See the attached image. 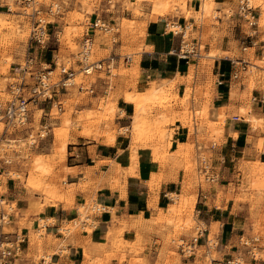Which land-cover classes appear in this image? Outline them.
<instances>
[{
	"label": "rangeland",
	"instance_id": "rangeland-1",
	"mask_svg": "<svg viewBox=\"0 0 264 264\" xmlns=\"http://www.w3.org/2000/svg\"><path fill=\"white\" fill-rule=\"evenodd\" d=\"M6 1L0 0V97L7 96L11 67L14 63L24 62L31 32V22L24 14V8L11 2L13 11H9ZM40 2L44 15L49 20L52 43L50 48L38 55V59L41 67L54 69L51 74H59L58 78L62 77L60 69L56 70L59 65L69 63L67 65L70 68H81L77 56L80 43L85 32L92 30L90 23L96 17H101L112 31H97L95 35L92 59H100L104 63L102 68L95 69V74L91 77L94 84L93 92H83V89L78 88L79 84H72L66 93L65 87H62L52 99L31 104L30 119L26 126L7 132L3 123H0V169L4 171L0 173V181H6L11 176L21 179L29 188L31 197L39 193L45 198L43 204L38 202L40 207L47 203H55V199L63 197L61 195L65 193L67 187L61 183V174L66 169L67 146L74 139L73 134L103 136L106 141H111V137L115 139L120 133L127 131L129 133L130 129L119 127L115 120L118 115H124L119 107L120 103H132L135 106L131 129L134 158L137 156L135 141L150 136L157 137V125L179 118L190 128V140L185 147L183 160L185 176L181 193L171 194L172 201L166 214H161L158 219L165 218L167 225L173 228L165 238L167 251L173 259L170 260L171 264L181 262V252L185 256L193 254L188 248L195 238H198L194 241L196 264H201L202 256L203 264H211L212 258L217 257L218 253L213 250L210 254L208 249L214 248L216 241L212 232L218 225L215 223L212 226L208 246L199 245V237L206 224L199 218L196 205L199 188L209 189L214 184L221 186V183L218 173H211L212 164L205 162L206 153L197 150L196 141L198 139L201 144H207L210 140L217 143L221 141L222 128L218 123L209 120L208 111L209 106L213 105L215 83L222 84L226 77L229 80L240 81L246 76L244 81L250 83V89L259 83L264 86V56L260 58L255 55L257 47H248L251 43L254 44L252 37L256 35L255 27L264 28V0H248L252 14L255 15V24L250 23L249 12L241 11V6L246 0H238L235 5H227L223 11L217 9L218 3L215 0H198V5L189 9L187 0H40ZM206 4L207 9L204 6ZM102 6L107 7L113 15L118 9H121L122 13L114 15L111 21L102 14L92 18L93 10L102 9ZM50 7L55 11L54 14L47 12ZM257 7L262 9V16L258 22ZM163 12L171 13L168 22H178L181 26L174 27L179 31L176 35L179 38L178 48L186 43L185 49L197 51L200 44L199 51L202 56L195 57L191 53L185 59L190 62V68L188 75L182 77L186 82L182 96L176 90L178 80L163 81L159 84L157 80L147 83L140 78L135 54L140 50L146 23L157 19L158 14ZM217 16L223 18V26L232 21L238 23L240 27V30L232 33L230 47L224 48L217 44L226 34L225 30L215 27V24L220 25ZM183 31L185 35H182ZM126 55H131L132 62L125 61ZM225 55L232 57L230 61L232 67L230 72L220 71L219 78L223 81L220 83L213 75L214 70L218 71V68L215 69L214 58ZM107 65L110 66L109 69ZM235 73H238V77H235ZM83 74L82 71L77 73V82L82 80ZM240 84L241 82H238L234 89L239 91ZM251 99L250 94L249 100ZM59 102H62V110H58ZM165 105L170 107L168 113L161 110L157 114V106L162 108ZM247 109L241 108V113L251 119L252 131L264 130L263 118L258 117L256 113L249 116ZM219 116L222 117L223 113L220 112ZM60 130L67 133V141L66 139L64 141L65 137L59 139L57 131ZM160 130L162 135L166 132ZM60 141L67 143L65 151L60 146ZM262 146L263 142L260 140L259 147ZM240 170L242 176L237 187L232 183L231 188L221 186L220 189H236L234 194H229L233 195L235 205L237 206V203L248 205L245 220L236 225L239 227L237 231L241 233L236 236L241 244V251L232 259H225L221 264H228L231 260L239 264H255L254 260H264V164L259 159L255 162L245 161ZM3 192V186L0 184V195ZM223 194L222 190L219 191L217 203H220ZM2 207L10 216L16 208V203L3 199ZM79 212L81 219H84L89 213L92 214L93 210L90 204H86L79 207ZM9 225L4 228L7 232L12 231ZM80 226L79 222L76 224L74 221H66L62 226V232L65 234L78 232ZM121 246L120 240L117 242V251L113 254L122 252L118 256L122 264L127 255ZM39 255L42 256L43 253ZM129 258L136 264L141 260L147 263L144 255H131Z\"/></svg>",
	"mask_w": 264,
	"mask_h": 264
},
{
	"label": "crops",
	"instance_id": "crops-1",
	"mask_svg": "<svg viewBox=\"0 0 264 264\" xmlns=\"http://www.w3.org/2000/svg\"><path fill=\"white\" fill-rule=\"evenodd\" d=\"M215 1L219 11L238 3V0ZM195 5H198V0H187V9ZM256 11L258 22L262 16L261 7H257ZM121 13L122 10L118 9L114 15ZM101 14L109 21L114 17L107 7L102 6V9L93 10L92 18ZM170 14L163 12L158 14L157 19L146 23L140 50L135 55L141 81L157 80L160 84L178 80L176 90L182 96L186 88L182 77L188 75L190 62L172 53L178 46L179 38L166 28ZM216 18L220 25L215 24V27L226 31L217 44L230 47V37L240 27L232 21L223 26V18ZM255 29L256 35L252 37L254 44L248 47H257L255 55L261 58L264 56V28L257 26ZM231 58L227 55L214 58L215 69L218 68L213 72L215 80L219 78L220 71L230 72ZM245 78L236 81L226 77L222 84L215 83L213 105L208 111L209 120L222 128L221 141L210 140L207 144H201L198 139L196 141L197 150L206 153L205 162L213 166L211 173H218L221 186L227 188H231L232 183L236 187L240 184V168L245 161L259 159L264 164V130L252 131L251 119L241 113V108H248L249 116L256 113L264 122V86L259 83L250 89V83L244 81ZM238 82H241L239 91L234 89ZM119 107L124 115H118L115 121L119 127L130 129L129 133L116 135L112 142L106 141L103 136L73 134L74 139L67 146L66 169L61 174V183L67 187L61 195L63 197L55 199V203L40 207L38 202L43 204L45 198L39 193L31 197L29 188L21 179L11 176L6 181H0L4 189L1 198L16 203L9 216L12 231L8 237L19 245V251L11 258L10 264H121L118 256L122 252L113 254L120 240L122 251L127 255L122 264H136L130 260L131 255L147 258V263L141 260L139 264H171L173 259L167 251L165 238L173 228L167 225L165 218L159 220L158 217L166 214L172 201L171 194L181 193L185 176L183 160L190 140V128L176 118L157 125V137L135 141L136 168L133 167L131 132L135 106L124 102ZM169 109V105L157 106V114L161 110L168 113ZM160 129L166 132L162 135ZM260 140L263 142L261 148ZM219 185L214 184L209 189L199 188L196 205L199 218L206 224L199 237V245L208 246L212 226L215 223L218 225L212 232L216 241L214 248L208 249L210 254L213 250L218 253L211 264H221L240 253L241 244L236 236L241 233L236 225L243 223L248 214L247 204L237 203L236 206L233 195L229 196L236 189H220ZM221 190L224 194L217 203ZM86 204H90L93 213L81 219L79 207ZM66 221L79 222L80 230L63 233L62 226ZM21 237L22 241L18 243ZM41 252L42 256L39 255ZM192 252L195 255L185 256L181 252L179 264H196L197 254L195 250ZM202 257L201 264L204 261ZM254 263L264 264V260H254Z\"/></svg>",
	"mask_w": 264,
	"mask_h": 264
},
{
	"label": "built area",
	"instance_id": "built-area-1",
	"mask_svg": "<svg viewBox=\"0 0 264 264\" xmlns=\"http://www.w3.org/2000/svg\"><path fill=\"white\" fill-rule=\"evenodd\" d=\"M11 2L20 4L24 8V14L27 15L29 21L31 22V32L28 43V50L25 55L24 62L14 63L11 67L10 79L8 84L9 96L8 100L4 101L0 98V123H3L6 131L9 129H17L24 127L29 123L31 104L40 103L42 100L52 99L59 89L65 87L63 83V78L71 77L74 73L72 68H62V77L56 83L50 84L51 73L54 69L48 67H41V62L38 59V55L50 48L52 39L49 30V20L44 15L43 6L40 0H7L6 5L9 11H13L11 7ZM252 7L248 5V0L241 6V11L249 12L251 15V24H255V15L252 14ZM47 12L54 14L52 7L47 9ZM180 26L178 22H166V28L172 35L176 36L179 31L174 29V27ZM92 28L87 30L83 36L82 46L86 51L93 49V42L95 40L96 30L108 31L109 27L107 23L101 18L96 17L92 23H90ZM181 27V26H180ZM185 35V32H182ZM187 44L176 47L172 50V53L176 54L179 58H188L191 53L195 57L202 56L200 53V44L197 51L185 49ZM79 61V60H78ZM127 63L132 62L130 56L125 57ZM80 62H83L81 59ZM99 64L92 62L95 69H100L103 66L102 60H99ZM88 65V64H87ZM109 69L110 66L107 65ZM235 77H238V73H235ZM217 82H222L220 78ZM83 89V87L81 88ZM94 89H91L93 92ZM58 110H62V102L57 103ZM44 136V134H41ZM2 200L0 196V264H9L11 258L15 257L19 251V245L13 243L9 239L10 232L4 230L5 226L9 224V215H6L5 209L2 207ZM77 224V223H76ZM22 237L17 240L21 242ZM197 241V238L194 239ZM190 243L188 250H195V242ZM182 250L183 246L181 245ZM228 264H239L233 260L229 261Z\"/></svg>",
	"mask_w": 264,
	"mask_h": 264
},
{
	"label": "bare ground",
	"instance_id": "bare-ground-1",
	"mask_svg": "<svg viewBox=\"0 0 264 264\" xmlns=\"http://www.w3.org/2000/svg\"><path fill=\"white\" fill-rule=\"evenodd\" d=\"M206 3H208V2H206ZM205 6V9H207L206 7H207V4L206 5H204ZM204 10V9H203ZM97 31H101V30H99V29H97L96 30V33H97ZM112 30L111 29H109L107 32H111ZM101 32H103V31H101ZM106 32V33H107ZM82 40H83V38H82ZM93 44H95V40H94V42H93ZM92 55H93V50H89V51H86L85 49H83V46H82V41H81V43H80V49H79V52H78V60H79V63H80V66H81V68L80 69H76V68H74V67H71L72 68V70H73V72L74 73H72L71 74V77H68V78H63V83H64V85H65V89H66V91H65V93L66 92H68L69 90H70V87H71V85L72 84H79V86H78V88L79 89H81L82 87H83V92L84 91H90L91 92V89H93V81L91 80V77L95 74V67H94V65H92V62H95L96 61V63L97 64H99L100 62H99V60H93L92 59ZM126 56H130V58H132L131 57V55H126ZM83 60V62H80V60ZM67 64H69V63H66L65 65H59V67L57 66V68H56V70L59 68L60 70V73H61V70H62V68H69V66L67 65ZM88 64V65H87ZM79 71H82L84 74V77H82V80H80L79 82H77L76 81V77H77V73L79 72ZM61 75H62V73H61ZM59 77V74H57V73H54V74H51V78H50V81H49V83L50 84H54V83H56V81H58L59 79H61V78H58ZM58 78V79H57ZM84 78V79H83ZM85 80V81H84ZM11 96H9V90H8V92H7V96L6 97H0L1 98V100H4V101H6V100H8L9 98H10ZM132 100V99H131ZM56 103H55V101H54V105H55ZM40 110V109H39ZM139 123V122H138ZM10 130V129H9ZM8 130V131H9ZM59 130V129H58ZM7 131V132H8ZM67 131V130H66ZM58 133H57V135H58V137H59V139H62V138H64V141H65V139H66V141H67V137H66V135H67V133L63 130H60V131H57ZM69 140V139H68ZM110 140H114V138H110ZM111 141V142H112ZM61 142V141H60ZM66 144L67 143H63V142H61V147H62V149L65 151V148H66ZM61 147H60V151H61ZM59 148V147H58ZM133 159V162H134V164H133V167H138V165H137V156H135L134 158H132ZM136 167V168H137ZM131 168V167H130ZM130 168H129V170H130ZM131 169H134V168H131ZM135 172H137V171H135ZM211 179H213L214 180V178L213 177H211ZM6 215H9V213H7L6 212ZM69 232V231H68ZM112 232V231H111ZM210 242V241H209Z\"/></svg>",
	"mask_w": 264,
	"mask_h": 264
}]
</instances>
